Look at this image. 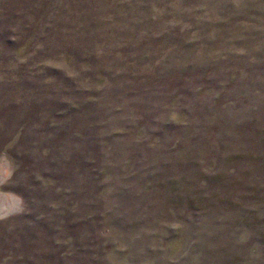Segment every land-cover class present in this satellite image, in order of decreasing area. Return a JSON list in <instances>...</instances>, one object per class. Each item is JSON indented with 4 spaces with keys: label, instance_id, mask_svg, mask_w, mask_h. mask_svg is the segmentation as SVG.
Instances as JSON below:
<instances>
[{
    "label": "rangeland",
    "instance_id": "1",
    "mask_svg": "<svg viewBox=\"0 0 264 264\" xmlns=\"http://www.w3.org/2000/svg\"><path fill=\"white\" fill-rule=\"evenodd\" d=\"M0 264H264V0H0Z\"/></svg>",
    "mask_w": 264,
    "mask_h": 264
}]
</instances>
